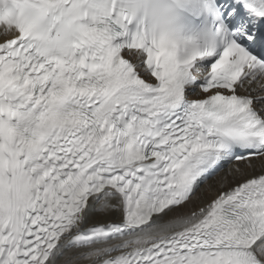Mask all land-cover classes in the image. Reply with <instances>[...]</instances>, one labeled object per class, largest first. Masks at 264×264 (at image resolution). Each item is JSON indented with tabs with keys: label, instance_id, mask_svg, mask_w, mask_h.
<instances>
[{
	"label": "snow or ice",
	"instance_id": "obj_1",
	"mask_svg": "<svg viewBox=\"0 0 264 264\" xmlns=\"http://www.w3.org/2000/svg\"><path fill=\"white\" fill-rule=\"evenodd\" d=\"M0 264H264V0H0Z\"/></svg>",
	"mask_w": 264,
	"mask_h": 264
},
{
	"label": "bare ground",
	"instance_id": "obj_2",
	"mask_svg": "<svg viewBox=\"0 0 264 264\" xmlns=\"http://www.w3.org/2000/svg\"><path fill=\"white\" fill-rule=\"evenodd\" d=\"M229 172V167L223 171L222 173H220L219 175H217L216 177H214L213 179L209 180L207 185H202V193L198 194V196L203 195L204 199L202 201H198L199 203H206L207 201H209L216 192V189L218 188V182L220 181V179ZM211 187L212 190L207 192L206 194L204 193V189H207ZM119 219V214H113L111 216H98V217H94V222L95 221H99L100 223H106V222H113V221H117Z\"/></svg>",
	"mask_w": 264,
	"mask_h": 264
}]
</instances>
